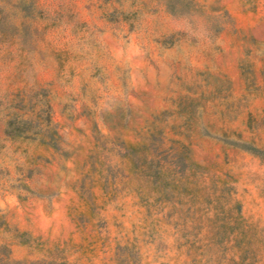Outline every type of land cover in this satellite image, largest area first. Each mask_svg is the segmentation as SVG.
I'll use <instances>...</instances> for the list:
<instances>
[{"label": "rangeland", "instance_id": "rangeland-1", "mask_svg": "<svg viewBox=\"0 0 264 264\" xmlns=\"http://www.w3.org/2000/svg\"><path fill=\"white\" fill-rule=\"evenodd\" d=\"M59 263L264 264V0H0V264Z\"/></svg>", "mask_w": 264, "mask_h": 264}, {"label": "trees", "instance_id": "trees-1", "mask_svg": "<svg viewBox=\"0 0 264 264\" xmlns=\"http://www.w3.org/2000/svg\"><path fill=\"white\" fill-rule=\"evenodd\" d=\"M43 103V102H41ZM45 109H48L49 108V105L47 102L44 101L43 103ZM15 118V116L13 117H9L6 121H5V125H4V129H3V132L8 135V136H17V135H26L27 133H25L26 131H23V129H21L19 127V123H28V122H31L32 119L31 118ZM43 121L46 123V124H49L50 123V120H49V114L48 112L46 111V115L44 117H42ZM25 130V129H24ZM233 144H239L240 146H243V143H233ZM60 264V263H59Z\"/></svg>", "mask_w": 264, "mask_h": 264}]
</instances>
